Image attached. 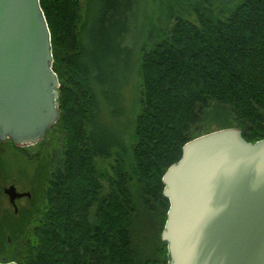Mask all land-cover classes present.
<instances>
[{"label": "trees", "instance_id": "16d2710c", "mask_svg": "<svg viewBox=\"0 0 264 264\" xmlns=\"http://www.w3.org/2000/svg\"><path fill=\"white\" fill-rule=\"evenodd\" d=\"M234 1L144 0L151 12L137 49L136 93L125 97L122 129L105 110L111 123L103 132L111 138L103 142L90 132L100 91L78 56L92 2L105 24L126 19L132 1L39 0L60 117L37 144L46 147L57 135L59 157L40 165L28 205L0 218V261L167 264L160 233L169 201L161 178L182 146L226 127L239 128L249 142L264 137V0ZM36 155L40 160L43 152ZM111 156L109 169L101 168L98 158ZM142 212L155 228L136 241Z\"/></svg>", "mask_w": 264, "mask_h": 264}, {"label": "water", "instance_id": "95a60500", "mask_svg": "<svg viewBox=\"0 0 264 264\" xmlns=\"http://www.w3.org/2000/svg\"><path fill=\"white\" fill-rule=\"evenodd\" d=\"M52 67L39 0H0V142L37 144L58 121ZM161 181L167 264H264V137L246 141L237 127L194 137ZM3 191L15 212V199L30 197L13 184Z\"/></svg>", "mask_w": 264, "mask_h": 264}, {"label": "rangeland", "instance_id": "374dc122", "mask_svg": "<svg viewBox=\"0 0 264 264\" xmlns=\"http://www.w3.org/2000/svg\"><path fill=\"white\" fill-rule=\"evenodd\" d=\"M131 1L129 9L125 11L126 19L116 20L117 23L108 21L105 24L100 23L99 20L101 6L92 2L91 20L87 23L84 36L85 48L78 56V63L89 68L91 80L100 91L99 94H95L92 102L90 132L97 135L103 142H108L111 138L105 131L103 132L104 125L112 122L113 128L120 126L119 129H122L129 114V106L124 101L125 97L133 98L138 84L135 74L137 49L142 38V28L151 10L144 0ZM237 1L235 0L234 3ZM216 11L217 8H215ZM105 110L108 116H112L111 122L105 117ZM22 147L27 149L28 154L23 153L19 149L21 146L15 145L10 140L0 143V176H5L0 180V218L15 212L2 187L10 183L14 184L18 190L29 191L31 197L38 180L40 165L42 163L47 165L51 158L54 160L56 156L59 157L57 135L49 139L46 147L41 148L38 144ZM40 151L43 152V157L39 160L36 158V153ZM113 159L114 156L108 159L98 158V162L101 168L109 169V163H112ZM16 205L18 210L27 206L28 201L25 198ZM144 213L136 216L133 229V238L136 241L145 235V232H151L155 228L153 219L147 218Z\"/></svg>", "mask_w": 264, "mask_h": 264}, {"label": "flooded vegetation", "instance_id": "af4514ba", "mask_svg": "<svg viewBox=\"0 0 264 264\" xmlns=\"http://www.w3.org/2000/svg\"><path fill=\"white\" fill-rule=\"evenodd\" d=\"M7 140H9V139H7ZM11 141V140H10ZM1 143V142H0ZM1 178H5V176H3V175H1L0 176V180H1ZM11 185V183L10 184H8V185H6V186H3L2 188H3V190H4V188H6V187H8V186H10ZM14 185V184H13ZM15 186V185H14ZM15 188H16V186H15ZM16 190L18 191V192H23V191H21V190H18L17 188H16ZM4 192V191H3ZM8 198V197H7ZM25 198H27V197H25V196H23V197H20V198H17V199H15V203H20V201L22 200V199H25Z\"/></svg>", "mask_w": 264, "mask_h": 264}]
</instances>
